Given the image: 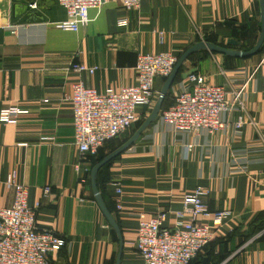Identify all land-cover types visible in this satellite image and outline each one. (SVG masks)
<instances>
[{
  "label": "crops",
  "instance_id": "crops-1",
  "mask_svg": "<svg viewBox=\"0 0 264 264\" xmlns=\"http://www.w3.org/2000/svg\"><path fill=\"white\" fill-rule=\"evenodd\" d=\"M89 17L80 31H63L56 25L67 13L58 0H0V111L16 105L29 112L15 125L0 123V208L13 203L5 181L17 170L30 206L40 203L37 227L65 241L50 264H116L119 253L118 235L87 178L93 159L74 144L67 101L73 84L83 81L99 92L133 86L139 53L168 51L180 58L200 43L237 50L257 42L262 25L260 0H142L130 11L112 0ZM122 19L126 26L119 25ZM75 64L97 70L93 76L77 73ZM192 73L226 88L229 126L214 134L180 132L158 117L100 171V193L124 239L121 264H145L135 248L140 215L166 213L165 227L173 228L185 196L197 187L210 192L211 212L231 214L196 264H264V53L237 58L200 50L184 63L172 94L190 89ZM163 85L158 79L156 91ZM240 117L245 125L238 130L232 124ZM116 144L107 143L101 155ZM114 184L122 186V209Z\"/></svg>",
  "mask_w": 264,
  "mask_h": 264
},
{
  "label": "built area",
  "instance_id": "built-area-1",
  "mask_svg": "<svg viewBox=\"0 0 264 264\" xmlns=\"http://www.w3.org/2000/svg\"><path fill=\"white\" fill-rule=\"evenodd\" d=\"M112 0H58L65 8L67 19L56 25L63 31L78 32L90 22L91 9L103 7ZM126 10L140 9L142 0H121ZM126 26V19L119 21ZM179 58L172 52L158 54L139 53L137 58L138 82L133 86L108 88L99 92L86 86L83 81L73 84L67 101L73 114L74 144L83 157H94L110 141L127 133L138 120L140 109L153 104L156 81L167 79ZM77 73L93 76L96 67L75 64ZM187 82L190 89L178 94L174 104L160 113L161 120L180 132L212 134L225 130L229 124L224 115L230 110L228 91L223 86L209 85L204 76L192 73ZM237 105L244 110V103L236 94ZM48 103L49 100H44ZM29 112L13 105L0 111L1 124H17L20 116ZM241 129L245 120L234 122ZM116 186V202L122 209L121 184ZM5 187L14 193L11 206L0 208V264H50V255L60 250L65 241L58 234L37 227L40 203L29 204V189L19 181L17 170L9 173ZM46 188L45 193L49 194ZM209 191L195 188L183 201V210L176 214L173 228L165 227L166 213L150 218L140 215L135 248L145 264H191L211 243L215 229L222 225L231 213L209 210L206 199ZM211 219L212 224L200 222V218Z\"/></svg>",
  "mask_w": 264,
  "mask_h": 264
},
{
  "label": "water",
  "instance_id": "water-1",
  "mask_svg": "<svg viewBox=\"0 0 264 264\" xmlns=\"http://www.w3.org/2000/svg\"><path fill=\"white\" fill-rule=\"evenodd\" d=\"M261 3V14H262V25H261V33L259 36V39L256 43V45L249 51H238V50H230L226 48H222L219 46H216L211 43H200L197 44L190 49H188L178 60L177 64L174 67L173 72L171 75L166 79L160 93V97L157 101V104L155 108L153 109V112L151 115L147 118V120L141 125V127L135 132V134L121 147H119L117 150L113 151L109 155H107L101 162H99L92 170L91 172V185H92V191L95 197L96 202L98 203L102 213L106 217L107 221L111 225V227L116 231L118 238H119V253L117 257L116 264H121L122 256H123V250H124V239L122 236V231L120 229L119 224L116 222L115 218L107 208L104 199L100 193V190L98 188L97 184V175L98 172L108 163L115 160L119 156H121L125 151H127L143 134V132L159 117L162 107L165 101V98L170 91L171 87L173 86L175 79L184 65V63L188 60V58L200 51V50H209L212 53H218V54H224L228 56H233L237 58H249L256 54H258L263 45H264V0H260ZM232 45H237L236 41H230ZM204 264H208V260H204Z\"/></svg>",
  "mask_w": 264,
  "mask_h": 264
},
{
  "label": "trees",
  "instance_id": "trees-1",
  "mask_svg": "<svg viewBox=\"0 0 264 264\" xmlns=\"http://www.w3.org/2000/svg\"><path fill=\"white\" fill-rule=\"evenodd\" d=\"M259 39V38H258ZM256 43L257 42H255V43H249V45H247V46H242V47H240V48H235V49H237V50H241V51H249V50H251L255 45H256ZM245 49V50H244ZM262 53H264V45H263V47H262V49H261V51L258 53V54H262ZM182 68H183V66H182ZM182 68L180 69V71H179V73H178V75H177V77H176V79H175V82H174V84H176L179 80H180V72H181V70H182ZM165 81H166V79L164 80V83H165ZM170 92H168V94H167V96H166V98H165V101H164V104H163V107H162V111L161 112H163V111H165V110H167V109H169L173 104H174V97H171L170 96V94H169ZM170 96V97H169ZM141 127V126H140ZM126 134V133H125ZM124 134V135H125ZM123 136V135H122ZM121 136V137H122ZM120 137V138H121ZM132 137V136H131ZM131 137H124V138H122L121 140H120V138H116V139H114V140H112V141H110L109 143H115L114 141L116 140V145H117V147H116V150L119 148V147H121L123 144H125ZM118 140V141H117ZM101 151H102V149L99 151V153H98V155H96V156H94V157H91L92 159H93V163H92V167H91V169H90V171H89V173H88V176H87V178H88V181L90 182V184H91V172H92V170H93V168L99 163V162H101L106 156L105 155H101ZM120 157V156H119ZM118 157V158H119ZM117 159V158H116ZM114 161V160H113ZM113 161H111L110 163H108L107 165H105L102 169H104V168H106V167H108ZM101 169V170H102ZM100 170V171H101ZM100 171L98 172V175H99V173H100ZM98 175H97V184H98ZM99 188V187H98ZM210 245V244H209ZM208 245V246H209ZM207 246V247H208ZM206 247V248H207ZM205 248V249H206ZM204 249V250H205ZM201 255H202V253L201 254H199L198 255V257L196 258V259H194L192 262H191V264H196L199 260H200V258H201Z\"/></svg>",
  "mask_w": 264,
  "mask_h": 264
},
{
  "label": "rangeland",
  "instance_id": "rangeland-1",
  "mask_svg": "<svg viewBox=\"0 0 264 264\" xmlns=\"http://www.w3.org/2000/svg\"><path fill=\"white\" fill-rule=\"evenodd\" d=\"M173 87H174V84L171 87V89L169 91L170 92L169 94H170V96L172 95V97L175 98L177 95L175 96V94H172ZM160 93H161V89L157 91V93L155 95V98H154V101H153V104L151 106H149V107H146V108L141 109V110H143V113L138 116V120L136 121V123L133 125V127L125 135H123L120 138V140L122 138H124V137H131V136H133L135 134V132L140 128V126L147 120V118L151 115V113L153 112V109L155 108V106L157 104V101H158V99L160 97ZM114 142H116V140Z\"/></svg>",
  "mask_w": 264,
  "mask_h": 264
}]
</instances>
